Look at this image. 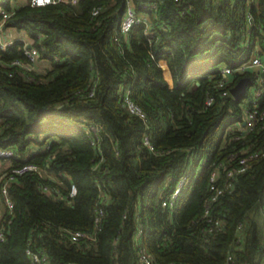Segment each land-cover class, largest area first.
<instances>
[{"label":"trees","instance_id":"1","mask_svg":"<svg viewBox=\"0 0 264 264\" xmlns=\"http://www.w3.org/2000/svg\"><path fill=\"white\" fill-rule=\"evenodd\" d=\"M17 1L0 0L12 13L5 27L24 31L51 67L39 74L10 66L28 62L20 40L0 48V147L15 149L13 165L37 163L54 178L27 174L10 184L15 207L2 218L0 264H32L28 245L50 264H139V224L140 243L161 262L264 264V156L213 206L222 229L208 233L202 218L214 163L264 145L260 126L224 143L227 126L242 127L243 98H221L215 85L222 66L235 68L255 54L264 63V0H132L145 22L127 35L119 32L126 0L43 7ZM244 77L252 85L259 74L235 73L230 87ZM128 89L146 121L121 106ZM207 94L215 102L205 109ZM258 105L264 107V93ZM92 123L102 128L98 145ZM145 134L163 154L144 146ZM189 156L194 170L170 212L162 198L188 171ZM202 156L207 161L197 173ZM70 231L93 239L72 241Z\"/></svg>","mask_w":264,"mask_h":264},{"label":"built area","instance_id":"2","mask_svg":"<svg viewBox=\"0 0 264 264\" xmlns=\"http://www.w3.org/2000/svg\"><path fill=\"white\" fill-rule=\"evenodd\" d=\"M59 2H71L76 3L77 0H27V3L32 7H43L50 4H55ZM146 7V6H144ZM100 8L94 11V14L99 12ZM10 11H6L3 8H0V48H6L13 44L14 41L20 40L23 42V53L28 59V62H23L21 60H14L10 66L14 67H23L30 71H35L37 64L39 63V52L36 48L33 47L32 41L30 39H26L24 37L19 38H9L5 35L4 31L8 28L5 27L6 21L11 16ZM249 17V16H248ZM145 22L144 18L139 16L135 12L134 5L132 0H126L125 11L122 16L121 22L119 24V32L122 35H127L130 30L137 24ZM249 27H251V23H249ZM28 45H31V48H28ZM247 71L258 72L259 78L256 83L252 84L248 90L246 95L243 97V107H244V122L242 127L239 124H231L227 126L225 129V140L224 143H230L234 141L242 140L248 133L255 130L257 127L264 128V107L260 108L258 105L259 99L264 93V63L262 62L260 56L258 54L253 55V57L247 61L242 63L241 65L231 68L228 66H222L219 68L220 77L215 80V85L221 89L220 97L221 98H229L233 97L231 93L230 82L231 77L235 73H244ZM96 82L91 84V88L86 94L89 97L94 96ZM252 88V89H251ZM249 89L252 94L248 97L244 102V98L247 97ZM215 102V97L213 94H207L205 99L204 108L207 109L212 106ZM121 106L132 116H136L139 119L146 121V113L131 97V91L125 90L121 92ZM148 129V127H147ZM89 130L91 133V140L93 145H98L101 140V132L102 128L95 123L89 125ZM142 142L144 146H146L149 151L155 154H163V152H159L155 149L154 145L151 142L149 134H145L143 136ZM264 156V145L257 149H249L242 152L235 150L230 153V155L224 160H217L213 165V170L210 175V182L208 186V190L211 193L208 201L205 204L204 211L202 214V218L206 220L208 223L207 231L208 233L218 232L222 229L223 222L221 219L213 217L212 209L215 203L219 200L220 196H222L226 191L230 190L233 187L234 181L237 176L248 171L253 162L260 157ZM15 157H19L14 148L11 147H0V159L7 161V166L0 171V241H4L6 234V222L2 220L4 213L7 212L10 217L13 216L15 202L12 199L9 193V186L13 182L17 181L20 177H23L27 174H42L45 170L41 168L37 163L26 162L20 165H13L12 159ZM190 165L188 171H186L176 182L175 188L169 194L162 198L161 204L164 209L173 212L178 205L179 197L181 192L188 185L191 173L194 170L192 167L195 164L194 156H189ZM207 159L205 157H200L197 160V167L195 171L198 173L200 167L206 163ZM235 161L238 166L232 167V162ZM224 173L225 177L220 183L222 174ZM51 178H54L53 175ZM42 189L44 191H48V186H43ZM76 186L74 184L71 185L69 190V197L73 198L76 195ZM103 217V210L100 209L98 212V216L96 218V227L99 228ZM242 226H239V229ZM143 233L142 224H139V229L136 232V242L138 249V262L139 264H177L172 261L161 262L155 260L151 255H149L144 248V246L140 243V237ZM72 241H78L85 237L93 239V236H89L82 231H70L69 232ZM26 253L31 260L32 264H50L49 256L43 252L36 250L31 245H28L26 249ZM233 261L231 255L228 257V262Z\"/></svg>","mask_w":264,"mask_h":264},{"label":"crops","instance_id":"3","mask_svg":"<svg viewBox=\"0 0 264 264\" xmlns=\"http://www.w3.org/2000/svg\"><path fill=\"white\" fill-rule=\"evenodd\" d=\"M17 2H19V1H17ZM16 3H14V5ZM4 33L9 38H14L15 39V38H19V37H24V38L27 39V36H26V34H25L24 31H18V30L14 29V28H8V29H6L4 31ZM42 65H43L44 70H42V68H41ZM50 67H51V64H50L49 61H47V60H40L39 63L37 64V66H36L35 71H37V73H39V74H45L50 69ZM1 161H2V166H3L2 168L4 169L7 166L8 163H7V161H4V160H1ZM2 168L0 167V171L3 170ZM42 175L48 176L50 178L52 176V175H49L46 171H44L42 173Z\"/></svg>","mask_w":264,"mask_h":264},{"label":"water","instance_id":"4","mask_svg":"<svg viewBox=\"0 0 264 264\" xmlns=\"http://www.w3.org/2000/svg\"><path fill=\"white\" fill-rule=\"evenodd\" d=\"M28 48H31V45H28ZM250 86L251 79L249 77L240 79L237 84L231 88L233 98L237 101L242 99L246 95L247 90Z\"/></svg>","mask_w":264,"mask_h":264},{"label":"rangeland","instance_id":"5","mask_svg":"<svg viewBox=\"0 0 264 264\" xmlns=\"http://www.w3.org/2000/svg\"><path fill=\"white\" fill-rule=\"evenodd\" d=\"M27 3V0H19V2H17L14 6H18V5H23V4H26ZM41 68H42V70H44V68H43V65L41 66ZM37 72V71H36ZM252 87V86H251ZM252 89V88H251ZM251 94H252V92H251V90L249 89V91H248V94H247V97L246 98H244V102H245V100H247L248 99V97H250L251 96ZM0 167L2 168L3 166H2V161L0 160ZM3 169V168H2ZM264 237V236H263Z\"/></svg>","mask_w":264,"mask_h":264}]
</instances>
